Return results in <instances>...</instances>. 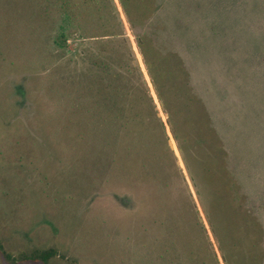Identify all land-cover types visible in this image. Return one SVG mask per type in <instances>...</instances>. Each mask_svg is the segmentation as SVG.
I'll return each instance as SVG.
<instances>
[{
  "label": "trees",
  "instance_id": "obj_1",
  "mask_svg": "<svg viewBox=\"0 0 264 264\" xmlns=\"http://www.w3.org/2000/svg\"><path fill=\"white\" fill-rule=\"evenodd\" d=\"M53 1L45 6L47 16H55L57 51L68 52L72 36L86 39L83 6L96 20L100 15V37L127 45L113 0H83L77 13L66 0ZM118 1L186 173L128 49L125 69L116 64L122 72H114L110 83L126 79L128 88L103 93L91 103L98 111L85 115L82 125L102 139L99 147L110 152L111 164L139 166L169 196L165 216L156 221L158 259L153 263L147 254L145 264H264V50L249 43L264 17V0ZM163 43L167 53L160 51ZM105 59L106 71L122 61ZM138 109L146 118L136 113L120 119Z\"/></svg>",
  "mask_w": 264,
  "mask_h": 264
},
{
  "label": "rangeland",
  "instance_id": "obj_2",
  "mask_svg": "<svg viewBox=\"0 0 264 264\" xmlns=\"http://www.w3.org/2000/svg\"><path fill=\"white\" fill-rule=\"evenodd\" d=\"M66 2L74 8L84 1ZM113 2L127 45L100 37V15L96 20L83 6L86 39L72 36L64 53L52 44L55 16L46 10L51 0H0V264H145L147 254L153 263L158 259L156 221L165 216L168 194L161 195L158 182L139 166L111 164L110 152L99 147L102 139L82 125L85 115L98 111L91 103L103 93L128 88L126 79L110 83L132 50L185 173L135 36L119 1ZM255 25L249 43L263 53L264 17ZM168 48L163 43L160 51ZM106 56L123 62L106 71ZM140 111L120 119L136 113L146 118ZM45 255L50 257L42 263Z\"/></svg>",
  "mask_w": 264,
  "mask_h": 264
}]
</instances>
